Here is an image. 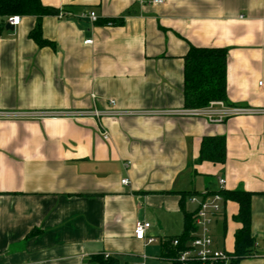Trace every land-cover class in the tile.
I'll return each instance as SVG.
<instances>
[{
    "label": "crops",
    "instance_id": "1",
    "mask_svg": "<svg viewBox=\"0 0 264 264\" xmlns=\"http://www.w3.org/2000/svg\"><path fill=\"white\" fill-rule=\"evenodd\" d=\"M40 1L56 11L40 19L49 45L29 37L35 16L19 15L0 34V112L12 115L0 116V264H96L100 254L119 264L167 261L162 240L182 234L183 211L197 209L191 197L235 189L253 193L254 252L239 264H264V114L219 123L14 116L105 109L109 100L121 110L186 108L189 45L226 49L225 104L264 108V0ZM213 136L224 137V162L198 161L202 138ZM221 206L209 234L232 253L239 206ZM138 220L155 242L134 237Z\"/></svg>",
    "mask_w": 264,
    "mask_h": 264
},
{
    "label": "trees",
    "instance_id": "2",
    "mask_svg": "<svg viewBox=\"0 0 264 264\" xmlns=\"http://www.w3.org/2000/svg\"><path fill=\"white\" fill-rule=\"evenodd\" d=\"M56 12L52 7L45 6L40 0H0V34L5 26V18L11 15L35 16L37 23L29 33V37L38 45H49L50 42L42 38L40 19L42 16ZM114 23L113 19L107 21ZM226 55L224 48H207L189 45L184 55L183 66V98L186 107H203L210 102H226ZM198 161L222 163L225 160V140L223 136L203 137L201 140ZM223 200H231L238 204V212L234 220L241 227L234 235V250L228 253L230 259L227 263L216 261L201 263L196 260L180 261L178 254L187 247L192 238L193 214L183 211V231L176 237L162 240V259L170 264H239L240 260L249 257L254 252V238L250 233V198L252 192L243 189L218 190ZM190 194V193H188ZM177 239L178 244L173 245L172 240ZM96 264H119L117 258L104 254L92 257Z\"/></svg>",
    "mask_w": 264,
    "mask_h": 264
},
{
    "label": "built area",
    "instance_id": "3",
    "mask_svg": "<svg viewBox=\"0 0 264 264\" xmlns=\"http://www.w3.org/2000/svg\"><path fill=\"white\" fill-rule=\"evenodd\" d=\"M140 2L147 1L151 4H162L165 0H139ZM63 13H58V17H63ZM90 19L91 22L97 20L95 12L90 11L84 15ZM19 15H11L6 18V23L17 26L20 23ZM86 44L92 43L91 39L85 41ZM109 106L105 109H97L95 107L86 110L77 111H64V112H26L18 113L14 116L28 117V118H44V117H62L66 119L78 120L81 118H93L101 120L103 117H121L130 115H177V116H191L202 117L212 123H219L229 117L241 116V115H261L264 114V108H252V107H239L230 106L223 101L210 102L203 107H186L172 110L161 111H133V110H121L116 108L114 100L108 101ZM0 116H12L8 113H1ZM104 139H108V134L102 131ZM220 186L224 184L223 179L218 180ZM123 184H128V179L122 180ZM191 201L197 204V209L193 214V226L195 232H192V238L189 240L187 247L179 252L178 260L180 261H192L196 260L201 263H213L221 261L227 263L230 256L227 252L213 247L212 238L209 234V225L212 218L218 215L221 211V203L223 197L218 192H205L198 199L195 196L191 197ZM150 227V223L144 220H138L134 226V237L141 240L145 244H150L156 241L154 237L147 236L146 232ZM173 245H177V239H173ZM108 256V255H106Z\"/></svg>",
    "mask_w": 264,
    "mask_h": 264
},
{
    "label": "rangeland",
    "instance_id": "4",
    "mask_svg": "<svg viewBox=\"0 0 264 264\" xmlns=\"http://www.w3.org/2000/svg\"><path fill=\"white\" fill-rule=\"evenodd\" d=\"M149 264H154V263H149ZM155 264H168V261H156Z\"/></svg>",
    "mask_w": 264,
    "mask_h": 264
},
{
    "label": "water",
    "instance_id": "5",
    "mask_svg": "<svg viewBox=\"0 0 264 264\" xmlns=\"http://www.w3.org/2000/svg\"><path fill=\"white\" fill-rule=\"evenodd\" d=\"M5 29H6V30H13L14 27H13L12 25L6 24V25H5Z\"/></svg>",
    "mask_w": 264,
    "mask_h": 264
}]
</instances>
